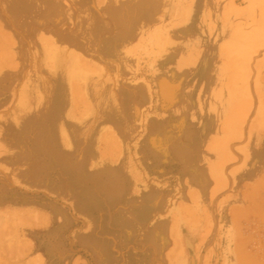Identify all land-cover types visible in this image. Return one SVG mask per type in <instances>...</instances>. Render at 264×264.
Returning <instances> with one entry per match:
<instances>
[{
    "label": "rangeland",
    "instance_id": "rangeland-1",
    "mask_svg": "<svg viewBox=\"0 0 264 264\" xmlns=\"http://www.w3.org/2000/svg\"><path fill=\"white\" fill-rule=\"evenodd\" d=\"M188 5L0 0V264L264 262V147Z\"/></svg>",
    "mask_w": 264,
    "mask_h": 264
},
{
    "label": "crops",
    "instance_id": "crops-1",
    "mask_svg": "<svg viewBox=\"0 0 264 264\" xmlns=\"http://www.w3.org/2000/svg\"><path fill=\"white\" fill-rule=\"evenodd\" d=\"M188 1V11L181 7L180 14L189 15L188 27L195 31L196 41L203 39L205 55L212 57L214 72L219 69L218 77L229 82L221 92L236 94L229 108L236 110V139L243 134L246 142L252 143L251 151L258 143L264 147V0ZM199 15H204V20ZM239 127H245L243 133ZM250 171L254 172V167ZM259 177V183L253 182L259 193L252 187V204L260 197L264 212V169ZM257 221L264 226V213ZM262 249L264 244L260 243L259 250Z\"/></svg>",
    "mask_w": 264,
    "mask_h": 264
}]
</instances>
